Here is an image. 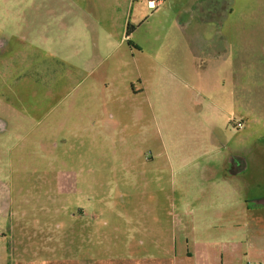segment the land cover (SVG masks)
Here are the masks:
<instances>
[{
    "label": "rangeland",
    "instance_id": "obj_1",
    "mask_svg": "<svg viewBox=\"0 0 264 264\" xmlns=\"http://www.w3.org/2000/svg\"><path fill=\"white\" fill-rule=\"evenodd\" d=\"M202 123L256 155L261 234L264 0H0V252L188 264L187 190L221 169Z\"/></svg>",
    "mask_w": 264,
    "mask_h": 264
},
{
    "label": "crops",
    "instance_id": "obj_2",
    "mask_svg": "<svg viewBox=\"0 0 264 264\" xmlns=\"http://www.w3.org/2000/svg\"><path fill=\"white\" fill-rule=\"evenodd\" d=\"M207 45H203L205 51H207ZM223 56V52H216V58L221 59ZM201 64L200 69H203V72L204 70H210L207 61L202 60ZM186 76L192 77L190 72ZM218 77L225 78L227 76L223 74L222 76L218 75ZM228 77L231 76L228 75ZM207 78L204 84L208 85ZM234 82L236 83L235 79ZM239 82L240 80L237 81L239 89L235 86L237 93L241 91ZM199 125L205 131V136L209 135L208 139L202 142V146H207L208 142L210 146L216 145L214 150L218 151L220 155L214 160H218L221 169L208 165L206 169L209 173L207 174V171H204L199 175L202 180L201 186L198 188L190 187L187 190L188 197L186 200L191 204L190 213L193 223L201 229L200 233L195 232L191 237L185 238L186 250L183 256L188 260V264H233V261L236 264H253L252 259L255 261L254 264H264V230L259 234L257 216L252 212L251 207L252 195H256L259 186L255 171L256 166L253 165L256 162V155H252L250 152L243 153L241 144L236 150L233 149V156L223 153L228 143L225 140L222 142L219 138L216 140L213 137V131L210 130L215 129L214 127H209L203 123ZM234 129L232 127L230 130L235 131ZM205 154H207L206 150H204L201 158ZM203 158L208 160L207 156ZM195 161L198 162V159ZM229 213H234L235 217L241 218L243 216L244 225L240 222V224H235L232 220H227ZM230 223L233 227L238 228H236V233H234L235 229H231L232 232L230 233L226 232V226L229 227ZM3 238L4 235L0 233V242ZM190 243H192L193 248ZM259 249H263L262 252H259ZM257 251L259 256L255 255ZM179 257L176 246L172 256L155 254L147 256V258L144 257L145 259L140 261H143L141 263L144 264H177ZM15 258V253H12V251L0 252V264H18ZM111 260L130 259L97 261L92 257L90 260L79 258L75 261L79 264H96Z\"/></svg>",
    "mask_w": 264,
    "mask_h": 264
},
{
    "label": "trees",
    "instance_id": "obj_3",
    "mask_svg": "<svg viewBox=\"0 0 264 264\" xmlns=\"http://www.w3.org/2000/svg\"><path fill=\"white\" fill-rule=\"evenodd\" d=\"M129 262L128 260H111L108 262H98L96 264H126ZM46 264H79L76 261L70 262V261H50L47 262Z\"/></svg>",
    "mask_w": 264,
    "mask_h": 264
},
{
    "label": "built area",
    "instance_id": "obj_4",
    "mask_svg": "<svg viewBox=\"0 0 264 264\" xmlns=\"http://www.w3.org/2000/svg\"><path fill=\"white\" fill-rule=\"evenodd\" d=\"M162 0H148V6L154 9L157 5L161 4ZM252 264V263H247Z\"/></svg>",
    "mask_w": 264,
    "mask_h": 264
}]
</instances>
